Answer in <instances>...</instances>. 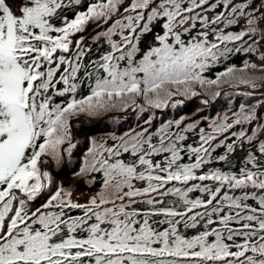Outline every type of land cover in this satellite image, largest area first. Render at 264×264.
I'll return each instance as SVG.
<instances>
[{"label":"snow or ice","instance_id":"1","mask_svg":"<svg viewBox=\"0 0 264 264\" xmlns=\"http://www.w3.org/2000/svg\"><path fill=\"white\" fill-rule=\"evenodd\" d=\"M262 42L264 0H0V264H264V103L206 128L153 130L150 113L197 88L264 96ZM237 54L259 63L205 75ZM146 112L139 130L77 139L84 120ZM77 156L96 188L83 203L55 183Z\"/></svg>","mask_w":264,"mask_h":264},{"label":"rangeland","instance_id":"2","mask_svg":"<svg viewBox=\"0 0 264 264\" xmlns=\"http://www.w3.org/2000/svg\"><path fill=\"white\" fill-rule=\"evenodd\" d=\"M204 15L209 16V11L206 13H203ZM91 30V29H90ZM213 39V37H212ZM264 43V42H262ZM264 50V49H262ZM253 62L259 63L258 60H256V57L252 56L250 59ZM244 88H240L239 90H243ZM237 90H229V89H222L221 95L217 97L220 101L223 97H229L225 101L226 102H218V105L211 106L213 102H209L205 106H200V104L194 105L192 101H195L196 98L189 99V101L184 102L182 105H176L178 111L173 109V106L169 105V107L164 109H157L155 113L160 114V118L157 119L158 126L161 122H166L167 120L171 119V115H169V111L174 115L177 112L180 113L179 119L184 118L185 123L196 121L200 127L203 120L211 121L212 118H216L217 116H224L226 111L231 112L238 109V106L241 102L249 103V99L245 98V96H239L237 106L233 104V94H235ZM264 99V96H262ZM197 99L196 101H198ZM171 106V108H170ZM235 107V108H234ZM231 109V110H230ZM154 109L150 110L151 115H154ZM180 110V111H179ZM186 110V113H185ZM164 111V112H163ZM149 112L140 114L138 117L136 116V113H133L132 115L128 114H114L121 116L122 118L116 123H113V116L109 115L106 119L103 120V122L98 121H92V124H88L87 120H84L81 123H78L75 128V133L77 136L78 141L83 144L86 137H96L97 139H100L101 137H108L111 136L113 133L116 135L123 134L124 132L128 131L130 128H137V124L143 123V119L147 118L150 114ZM172 115V116H173ZM176 120V119H175ZM119 122H126L125 125H118ZM101 124H104L101 126ZM210 124V123H209ZM249 134H252L250 131L253 128L252 125H245L244 126ZM128 128V129H127ZM127 129V130H126ZM231 131H235L234 128ZM228 134V133H226ZM225 134V135H226ZM222 140H224V137H221ZM226 140H224L225 142ZM79 163V157L72 159L71 163L62 168L57 169L58 175H56L55 183L56 184H63L66 188H71L74 192L73 199H79L80 202H86L88 197L91 195L93 191L96 190L95 186H87L84 189H80V185H85L83 181H78L75 179L73 173L76 171V167ZM55 187V185H54Z\"/></svg>","mask_w":264,"mask_h":264},{"label":"trees","instance_id":"3","mask_svg":"<svg viewBox=\"0 0 264 264\" xmlns=\"http://www.w3.org/2000/svg\"><path fill=\"white\" fill-rule=\"evenodd\" d=\"M221 9H217L216 11H220ZM209 18L210 19H212V18H214V15H215V13L214 12H212V11H209ZM213 27H215V26H213ZM220 27L221 28H224V25H220ZM244 27V22L243 21H241L238 25H235V26H233L232 28H229V29H226V31H240V30H242V28ZM202 30H206V29H202L201 27H200V25H197V29L196 30H194V31H202ZM92 29L90 30V32H89V34H92ZM209 39L211 40L212 39V37L210 36L209 37ZM252 58V56H245V55H243V54H237V55H235V56H233L230 60H228V61H225V62H223V63H218L217 64V66H215V67H213L210 71H208V72H206L205 73V75L208 77V78H210V79H214L215 78V76H216V74L217 73H219V72H221V71H224L225 70V67L227 66V65H229V64H235L237 67H241L242 66V62L245 60V59H251ZM242 88H244L243 86H241ZM198 92H200V95H198V98H196L197 96H195V97H192L193 99L194 98H196L195 99V101H192V103L194 104V105H196V104H200V106H205L206 104H204V100H210V102L212 101L213 102V104L211 105V106H215V105H218V102H226L225 100L227 99V98H229V97H223L222 99H220V101H219V99L218 98H215V99H212L211 98V96H210V92L211 91H216V89H211V90H209V92H205L204 90H202V89H199V88H197L196 89ZM221 90L222 89H220V92H221ZM244 91H246L245 89H243V90H238V91H236L235 92V94H233V104L235 105V106H237V102H238V97L239 96H244V95H242L243 93H244ZM247 91H251L250 89L249 90H247ZM192 98H188V99H185V102L186 101H189V99H192ZM245 98H248L250 101H249V104H255L256 102H262V103H264V99H263V97L262 96H260L258 93L257 94H255V95H253V96H251V97H247V96H245ZM181 99H184V98H181ZM197 99H199L198 101H196ZM170 108H171V106H170ZM235 108V107H234ZM173 109H175L176 111H178V109H177V107L175 106V107H173ZM154 111V115H153V117H154V119H153V130H155V128L156 127H158V123H157V119H159L161 116H160V114L159 113H155V111H157V109H154L153 110ZM180 111V110H179ZM164 112V111H163ZM185 113H186V110H185ZM226 113H227V115L229 116V117H232V113H233V111H231V112H228V111H226ZM169 115H171V119H176V120H178L179 119V116H180V113L179 112H177L176 114H172L170 111H169ZM173 115V116H172ZM221 117H223V116H221ZM155 118H157V119H155ZM229 122L231 123L232 121H231V119L229 120ZM88 124H92L93 122H87ZM209 123H211V121H207V120H203L202 121V123H201V126L202 127H207V125L209 124ZM126 124V122H119L118 123V125H125ZM104 124H101V126H103ZM140 125H143V123H141ZM240 127L241 126H236V127H234V130L235 131H239V129H240ZM253 127V126H252ZM128 129V128H127ZM126 129V130H127ZM174 131H175V129H173ZM253 128L251 129V133L253 132ZM225 136H229L230 137V133H228V134H226ZM260 137L261 138H264V132H261L260 133ZM234 138H229V139H227L226 141H225V143L227 144V143H231L232 142V140H233ZM198 140V137H195V136H193V137H191L190 138V140L187 142V143H191V144H193L194 146H195V144H196V141ZM109 143H111V141H109ZM249 148H250V146L249 145H247V144H245L244 145V149H245V151H241L240 150V147H239V144L237 145V151H236V153L234 154V155H231L230 156V160H231V162H232V165H233V168H232V170L233 171H238V169H239V167L241 166V164H242V161L244 160V158H245V155H246V151L247 150H249ZM251 150H255L254 148H252ZM216 154H225V149L224 148H217V152L216 153H214V155H216ZM69 164L71 163V160L68 162ZM216 167H221V168H225L226 169V166L225 165H223V164H216L215 165ZM84 188H86V185H80V187H79V190L80 189H84ZM193 198H195L196 196H198L199 195V193H197V192H193V193H191L190 194Z\"/></svg>","mask_w":264,"mask_h":264}]
</instances>
